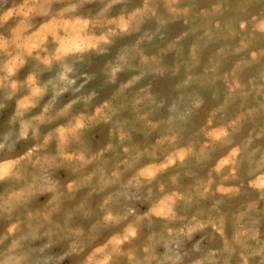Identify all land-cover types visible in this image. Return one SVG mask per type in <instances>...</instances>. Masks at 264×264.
<instances>
[{"label": "clouds", "instance_id": "obj_1", "mask_svg": "<svg viewBox=\"0 0 264 264\" xmlns=\"http://www.w3.org/2000/svg\"><path fill=\"white\" fill-rule=\"evenodd\" d=\"M0 264H264V0H0Z\"/></svg>", "mask_w": 264, "mask_h": 264}]
</instances>
